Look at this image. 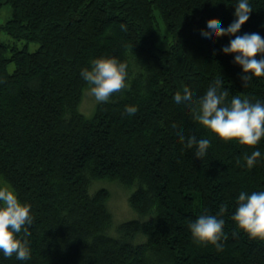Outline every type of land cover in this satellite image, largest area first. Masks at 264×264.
Returning <instances> with one entry per match:
<instances>
[{
	"label": "trees",
	"instance_id": "obj_1",
	"mask_svg": "<svg viewBox=\"0 0 264 264\" xmlns=\"http://www.w3.org/2000/svg\"><path fill=\"white\" fill-rule=\"evenodd\" d=\"M234 2L0 0V8L12 7L0 28L15 41L39 43L29 51L0 42V178L34 217L31 258L0 253V264H264V239L231 216L239 191L264 189V159L243 166L253 149L264 153V138L257 145L219 139L172 105L183 92L202 95L219 76L229 98L264 100V76L244 85L234 54L221 51L229 36L207 45L199 39L207 26L234 19ZM251 3L238 34L264 36V0ZM155 9L172 34L169 48L157 45ZM100 55L128 62L129 86L88 116L79 73ZM126 104L136 113L127 114ZM172 129L208 137L207 154L196 157ZM101 180L136 186L129 202L139 217L115 223L110 191L93 186ZM222 204L226 239L218 251L194 240L187 224Z\"/></svg>",
	"mask_w": 264,
	"mask_h": 264
},
{
	"label": "clouds",
	"instance_id": "obj_2",
	"mask_svg": "<svg viewBox=\"0 0 264 264\" xmlns=\"http://www.w3.org/2000/svg\"><path fill=\"white\" fill-rule=\"evenodd\" d=\"M233 4L234 19L227 26H207L206 34L199 39L207 45L218 37L229 36L228 43L222 46L221 51L224 54H234L233 63L241 67V80L245 85L254 77L264 76V36L256 31L238 34L249 19L253 6L251 0H235ZM128 68L126 60L100 55L91 58L89 66L81 67L79 74L87 82L88 94L97 103H101L109 102L114 93L129 86ZM172 105L190 113L193 121L206 127L219 139H235L240 145H257L264 138V100H253L246 95H232L229 98V90L224 87L220 76L209 84L202 95L192 96L183 92L180 98H172ZM124 107L129 115L136 113L138 108L136 104H126ZM171 131L184 148L194 150L196 157L203 158L207 154L211 145L208 137H198L195 133L176 134L175 129ZM262 159L264 153L255 148L244 156L243 166L251 169ZM235 201L231 216L237 226L252 238L264 239V189L250 192L241 190ZM227 207L222 204L219 213L205 212L189 220L187 227L193 239L199 243L214 244L218 251L222 250L226 234L225 220L220 213ZM33 219L31 204L22 201L13 186L0 182V253L4 257L15 254L17 260L26 261L31 258L30 243L26 236Z\"/></svg>",
	"mask_w": 264,
	"mask_h": 264
},
{
	"label": "rangeland",
	"instance_id": "obj_3",
	"mask_svg": "<svg viewBox=\"0 0 264 264\" xmlns=\"http://www.w3.org/2000/svg\"><path fill=\"white\" fill-rule=\"evenodd\" d=\"M12 14V7L9 3H5L0 8V24L5 23ZM156 21H157V45L160 48H169L173 37L172 34L166 28L163 19L157 9H155ZM0 42L14 44L19 48H27L29 51H35L39 43L35 41H25V40H14L12 36L6 32V30L0 28ZM14 69V63L10 62L8 66V71L12 72ZM97 102L91 97L87 90L84 92V97L81 103V110L85 112L86 115L90 116L93 112V108ZM0 182H3L0 178ZM94 188H106L110 191V199L108 206L113 214V219L115 223H120L123 221L135 219L139 217V214L130 205L129 196L130 193L136 188L133 186L128 188L118 181L111 180H101L94 183Z\"/></svg>",
	"mask_w": 264,
	"mask_h": 264
}]
</instances>
